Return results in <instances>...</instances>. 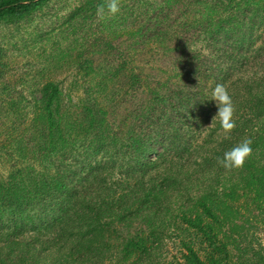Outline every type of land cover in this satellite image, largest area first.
<instances>
[{
	"label": "trees",
	"instance_id": "1",
	"mask_svg": "<svg viewBox=\"0 0 264 264\" xmlns=\"http://www.w3.org/2000/svg\"><path fill=\"white\" fill-rule=\"evenodd\" d=\"M50 1L0 0V26ZM126 1L145 4L100 20L103 0H80L54 38L33 29L46 80L0 85V264H104L115 249L110 264H264L250 235L264 225V0H152L166 16L136 30ZM62 71L79 79H51ZM218 83L237 108L230 139L218 118L201 129ZM245 136L253 155L226 172L216 157ZM172 239L185 253L170 260Z\"/></svg>",
	"mask_w": 264,
	"mask_h": 264
},
{
	"label": "rangeland",
	"instance_id": "2",
	"mask_svg": "<svg viewBox=\"0 0 264 264\" xmlns=\"http://www.w3.org/2000/svg\"><path fill=\"white\" fill-rule=\"evenodd\" d=\"M80 0H51L48 6L44 7L43 10L38 11L34 15L30 17L32 21L29 22V19L23 20L18 24L10 25V26H0V64L5 65L3 68V74L0 76V85H4L8 82L9 79H12L13 76H18L20 78H23V82L34 84V83H40V81H45V78H40L37 71L40 65H42V61L36 60L38 57L40 59L39 52H41V48L39 46V43L35 42L34 39L36 37L32 36L34 33L33 29H37V31H40L42 34L41 37L45 40L48 37L54 38V34L50 33H58L59 29L64 26L61 25V23L64 21L65 14L77 4V2ZM155 1V0H153ZM145 4L147 6L142 7V9L136 10V7L134 4H132L131 1L125 2V9L128 10L129 14V28L130 30L133 28L134 30L140 29L139 24H141L143 19H149L150 16H154L157 18L159 22L162 21L163 17L166 16L167 11L162 12L161 14H153V10H144V7H149V3L152 2V0H144ZM159 2V0H158ZM127 4H130L132 7V10H130L127 7ZM157 5V3H156ZM155 8H157L155 6ZM173 16V14H172ZM171 16V17H172ZM138 22H140L138 24ZM126 27V26H125ZM124 28H121L118 30L119 33H121V41L123 44L126 43L123 41L125 38L126 33H128L127 28L125 30ZM33 30V33H32ZM163 30V27H162ZM164 31V30H163ZM154 30L150 29L149 33H153ZM34 35V34H33ZM124 35V36H123ZM54 40V39H53ZM91 38L86 41V43L90 44ZM81 43H83L81 41ZM116 47L120 50L122 45L118 42H114ZM111 45L112 47H115V45ZM85 46V45H82ZM68 46L66 44H63V50H66ZM86 48V47H84ZM146 49H138L137 51L130 50L128 54H131L133 56L134 61L140 56L142 52H145ZM134 63V62H133ZM258 65V64H257ZM263 69V64L258 65ZM62 71V73H59L55 78L51 79H57L58 81L64 83L65 85H71L72 81H77L79 77L72 76L70 73ZM84 82L82 83L84 87L88 85H93V82L91 79L87 76L83 77ZM77 84V83H76ZM1 87V86H0ZM25 87H29L25 85ZM20 89V88H19ZM83 87H80L79 90L73 93L74 97H83L82 100L86 101L90 98V101H92V95L90 94V91H86L85 93L82 92ZM77 95V96H76ZM103 96V95H102ZM7 98L6 94L0 93V99L5 100ZM213 106H216L215 101L212 103ZM132 109V103L129 101L128 103L122 104L118 107L119 112H128ZM0 111H5L4 108H0ZM210 122V123H209ZM129 118L127 119V122L125 123L124 129L128 130L131 129V124L128 125ZM203 125L201 127L202 131H208L209 128L214 127V123L212 121H206L205 123L202 122ZM210 124V126H209ZM128 125V126H127ZM208 128V129H207ZM202 133V136L204 133ZM6 171L5 167L0 165V176L2 178L6 177V174L4 173ZM248 205V204H246ZM249 206V205H248ZM252 210H256L257 207L251 206ZM246 213V212H245ZM264 216V215H263ZM137 227V226H136ZM122 229H119V231ZM223 231H226V228H223ZM253 231V232H252ZM250 235L253 236L254 241L256 243H259V245H262L264 247V225L257 226L256 230H252ZM124 235V232H123ZM252 237H249L247 239V242L250 241ZM115 238H112L113 241ZM178 239L170 240V244L166 247V251H169L167 254L166 259L171 260V256L173 257H179L180 256V250L181 252L185 250L182 249V247L178 243ZM253 241V240H252ZM197 249V246L195 247ZM236 252H239L238 249H235ZM198 251V250H197ZM199 252V251H198ZM202 254L201 252H199ZM111 259L107 262H104V264H110L112 261H114V257H118V251L115 249L110 252ZM202 256V255H200Z\"/></svg>",
	"mask_w": 264,
	"mask_h": 264
},
{
	"label": "clouds",
	"instance_id": "3",
	"mask_svg": "<svg viewBox=\"0 0 264 264\" xmlns=\"http://www.w3.org/2000/svg\"><path fill=\"white\" fill-rule=\"evenodd\" d=\"M121 11V0H103L96 5V15L100 20L105 19L106 13L115 16ZM216 103L217 113L212 123L218 118L220 127L225 133L224 138L230 139V133L236 127V105L227 86L223 83L216 84L212 91V98ZM253 139L245 136L222 156L216 157L217 164L226 172L242 169L247 160L253 155Z\"/></svg>",
	"mask_w": 264,
	"mask_h": 264
}]
</instances>
